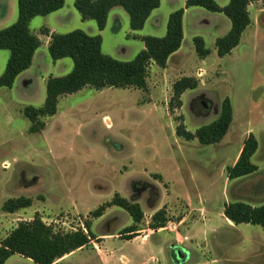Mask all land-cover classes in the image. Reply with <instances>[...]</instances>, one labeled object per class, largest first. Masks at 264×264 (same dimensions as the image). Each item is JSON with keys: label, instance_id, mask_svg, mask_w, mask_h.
I'll return each instance as SVG.
<instances>
[{"label": "rangeland", "instance_id": "rangeland-1", "mask_svg": "<svg viewBox=\"0 0 264 264\" xmlns=\"http://www.w3.org/2000/svg\"><path fill=\"white\" fill-rule=\"evenodd\" d=\"M74 1L65 0V18L57 24L52 17L51 25L60 34L82 30L97 36V23L83 26ZM215 1L228 5L226 0ZM12 3L0 0V30L18 19V0L14 19L8 17ZM168 8L166 0L157 13L161 24L155 26L150 19L137 33L130 28L128 14L117 8L101 32L103 54L124 62L134 60L144 49L136 35H166ZM256 13L252 9L251 14ZM219 16L229 22L224 15L203 8L190 11L182 50L166 69L155 64L150 68L146 90L85 87L63 96L58 113L44 119L46 128L37 134L29 133L31 124L23 110L43 107L47 80L68 75L74 63L69 58L52 60L45 47L48 36L42 32L44 17L32 20L30 30L43 46L26 73L31 82L25 84L20 79L12 89H0V242L20 221H30L37 214L55 231H76L90 220L91 212L120 194L130 200L137 196L144 211L138 236L150 234L153 212L165 209L171 222L161 234L184 232L178 239L191 253L185 264H264V228L230 224L224 215L227 203L264 205V14L255 16L261 26L255 44L247 34L231 55L220 61L215 53L202 62L193 37H203L206 47L213 49L218 34L208 22ZM9 56V51L0 50V77ZM183 77L196 78L199 86L186 91L182 108L172 113V88ZM227 97L234 107V121L220 143L201 145L198 140L176 136L177 117L182 115L187 130L194 133L216 121ZM248 126L259 143L252 158L258 171L230 181L227 168L233 166ZM20 197L33 199L32 207L4 213V203ZM92 224L94 234L113 231L123 239V230L133 221L125 210L114 207ZM182 261V254L175 252L174 259L168 255L164 264ZM10 264L34 263L14 257Z\"/></svg>", "mask_w": 264, "mask_h": 264}, {"label": "trees", "instance_id": "trees-1", "mask_svg": "<svg viewBox=\"0 0 264 264\" xmlns=\"http://www.w3.org/2000/svg\"><path fill=\"white\" fill-rule=\"evenodd\" d=\"M162 0H75V9L82 21H95L98 29L104 31L108 18L115 8H122L129 16L133 32L141 31L152 12L158 9ZM264 0H230L228 5L220 6L215 0H186L184 8L170 14L167 33L164 37H139L144 43L134 60L129 62L116 60L103 54L101 35L91 36L82 30L60 34L48 28L43 35L50 37L48 51L53 61L72 59L74 68L63 77H50L46 83V100L41 108L28 106L23 110L30 121L29 133L36 134L46 128L45 118L53 117L58 112V104L63 96L77 93L85 87L95 90L104 89H138L146 90L151 65L165 69L169 58L176 53L184 41V14L191 7H201L212 13H221L231 24V30L216 40L218 57L224 58L240 45L241 38L252 20L248 7ZM65 0H18L17 21L0 30V50L9 51L10 56L3 75L0 77V89H12L20 74L30 69L37 50L41 47L40 39L31 32L30 25L36 17H47L64 8ZM135 39H138L136 36ZM196 54L205 59L211 50L206 47L202 37L193 38ZM199 81L194 77H183L173 85V96L169 102V111L174 113L183 106L182 96L188 90H196ZM234 120V109L229 97L221 104L216 121L197 129L194 133L187 130L184 117L175 119L176 136L185 141L198 140L201 145L220 143L227 135ZM259 148L256 137L251 133L244 142L236 163L227 168L228 179L234 180L252 175L258 167L252 158ZM33 199L20 197L7 200L3 211L14 214L22 209L32 207ZM125 210L133 220V225L125 228L124 240L138 236V226L145 214L137 196L131 200L115 194L112 201L101 205L90 213V220L83 227L72 232L55 231L46 224L40 215L30 221H20L0 242V264H6L14 255L30 259L34 264H54L65 256L82 249L96 239L92 233V220L101 218L111 207ZM224 215L234 225L250 224L264 228V205L252 207L243 202L225 205ZM169 219L165 209L152 216L151 229L165 228Z\"/></svg>", "mask_w": 264, "mask_h": 264}, {"label": "crops", "instance_id": "crops-1", "mask_svg": "<svg viewBox=\"0 0 264 264\" xmlns=\"http://www.w3.org/2000/svg\"><path fill=\"white\" fill-rule=\"evenodd\" d=\"M15 1L16 0H13L12 9L8 13V17H10V19H12V20L15 17V7H16ZM164 1H166V0H162L160 7L152 12V14L149 17V19L147 20L146 24L150 21V19H154L155 26H158V25L161 24V19L158 17L157 13L160 11L161 6H162ZM167 1H168L169 8L166 11L167 12L166 13L167 14L166 15L167 19L166 20H167V23H168V19H169L170 14L173 13L174 11H176V10L184 8L185 5H186V0H167ZM226 1H227L226 4H228L230 2V0H226ZM262 3H264V1H258V2H255V3L251 4L248 7V11L250 13V17H251L252 23L246 29V31L243 33L240 45H241V43L244 42L247 34L248 35L250 34V38L252 37V39L254 41V44H255V40H256L257 36L259 35L260 30H261V26L259 25V22H257L255 16H257L258 18H261V16L264 14V5H262ZM66 5H67V3H66ZM221 6H226V5H221ZM196 8H201V7H191L189 9L185 10L184 20H183V23H184V41H185V20H186L188 14L190 13V11H192L193 9H196ZM116 9L117 8L113 9L111 11V13L113 11H115ZM252 9H255V12L257 11L255 16H254V14L253 15L251 14ZM111 13H110V15H111ZM66 14L67 13H66V10H65V7H64L63 9H61V10H59V11H57V12H55V13L47 16V17H44L45 27L48 28L51 31V33H53V32L57 33L56 27L51 25V19L54 18L56 20L57 24H60L59 22H61L62 19L65 18ZM215 14H221V13H215ZM221 15H223V14H221ZM75 17H77V16H75ZM79 19H80L81 24L83 26L84 25L86 26L87 23H89L91 21V20L85 21V22L82 21L80 15H79ZM216 19H217V21H209L208 22V25L213 30V32L218 34V35H215L214 38H213L212 45L214 46V48L213 49L210 48V50H211L210 56L214 55L215 53L217 54V50H216V46H215L216 40L219 37L225 36L231 30V27H232V24H231V22H230V20L228 18L227 19L229 20V22L227 20H223L221 18V16L217 17ZM2 28H4V27H2ZM98 31H99L98 34H96V33H94V34L95 35H101V32H103V31H100V30H98ZM137 32H139V31H137ZM137 32H134V33H137ZM134 35H136V34H134ZM136 36L137 37H144L142 35H139V36L136 35ZM204 41H205V39H204ZM41 43H42V41H41ZM49 43H50V37H47V40H46V43H45V47L47 49L49 47ZM205 43H206V41H205ZM240 45L238 47H236L232 51V53L234 51H236L240 47ZM42 46H43V43H42L41 47ZM254 46H253V49L255 50ZM182 47H183V44H182L181 48L169 58L168 63H167V67L170 64L171 59L173 57L179 55V52L182 50ZM38 51H39V49L37 50V52H36V54L34 56L33 63H32V66L30 67V69L36 63V59H37L38 53H39ZM208 59H209V57H207L205 59H201V61L202 62H206ZM219 59L221 61L223 58L219 57ZM154 66H155L154 64L151 65V67H154ZM30 69H28L25 72H23L22 74H20L18 76V78L16 79V82L18 80H20V79H22V81H24L25 84L31 82L29 77L26 76V73ZM232 106H233V104H232ZM233 109H234V107H233ZM217 115L219 116V111H217ZM251 133H252V129H251L250 126H248L247 133L245 135L246 136L245 140L247 139V137ZM243 145H244V143H243ZM243 145L241 146V148H240V150L238 152V155L236 157V160L233 163V165L236 163V161H237V159H238V157L240 155V152H241V150L243 148ZM5 165H6V163H5ZM5 168H7V165L5 166ZM114 207H112V208H114ZM112 208L107 209L106 213L101 218L106 217L108 212ZM4 213H6V212H4ZM154 213L155 212H153L152 215H154ZM6 214H10V213H6ZM101 218H99V219H101ZM99 219H96V220H99ZM227 221L230 224H233L229 220H227ZM169 222H171V221H169ZM182 223H183V221H181L178 225H181ZM133 224H130L127 227L132 226ZM208 225L209 224L206 225L207 228L209 227ZM92 226H93V224H92ZM175 228H177V226ZM165 229H167V228L149 229L151 231L150 234L143 235V236H138V237H136V238H134L132 240L120 239L119 236L116 233H114L113 231L100 233V234H94L92 232L96 236V239L94 241H91V243L89 245H87L86 247H84L82 249H79V250H77V251L65 256L64 258L58 260L54 264H94V262H96V261H99L100 264H158L159 261L162 262V264H164V262L167 260V256L168 255H169L170 258L174 259L175 252H179L180 254H182V260H183L182 264H185V262L190 260L191 253H190L189 248L183 242H181L178 239V236H182L183 237V235H184L183 233L184 232L180 233L179 230H177L176 232L166 233V234L162 233L161 234V232H163V230H165ZM91 230H92V228H91ZM172 234H174L175 243H174V239H173ZM186 239H188V238L186 237ZM168 247H170L169 248L170 251H169V254L167 255L166 254V250H167ZM14 257H21L23 259H26V258H24V257H22L20 255H14L13 257H11L7 261L6 264H10L11 259L14 258ZM156 257L159 259V261H158V259H156ZM27 260L30 263H34L30 259H27ZM176 262H178V261L176 260Z\"/></svg>", "mask_w": 264, "mask_h": 264}, {"label": "water", "instance_id": "water-1", "mask_svg": "<svg viewBox=\"0 0 264 264\" xmlns=\"http://www.w3.org/2000/svg\"><path fill=\"white\" fill-rule=\"evenodd\" d=\"M203 105L206 106V107H208V105L206 104V102H203Z\"/></svg>", "mask_w": 264, "mask_h": 264}, {"label": "built area", "instance_id": "built-area-1", "mask_svg": "<svg viewBox=\"0 0 264 264\" xmlns=\"http://www.w3.org/2000/svg\"><path fill=\"white\" fill-rule=\"evenodd\" d=\"M106 122V121H105ZM107 123V122H106ZM158 264H160V263H158Z\"/></svg>", "mask_w": 264, "mask_h": 264}]
</instances>
